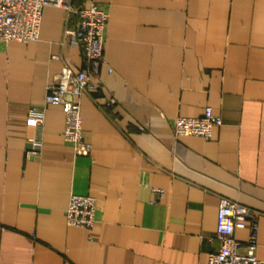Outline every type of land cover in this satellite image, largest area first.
<instances>
[{
	"label": "crops",
	"instance_id": "crops-1",
	"mask_svg": "<svg viewBox=\"0 0 264 264\" xmlns=\"http://www.w3.org/2000/svg\"><path fill=\"white\" fill-rule=\"evenodd\" d=\"M91 2L108 21L80 102L88 155L58 107L30 116L63 63L84 68L63 38L76 18L45 6L37 40L0 42V264H204L222 196L257 212L264 260V0H72ZM205 107L222 121L209 140L173 134ZM70 194L95 198L91 228L66 224Z\"/></svg>",
	"mask_w": 264,
	"mask_h": 264
},
{
	"label": "built area",
	"instance_id": "built-area-1",
	"mask_svg": "<svg viewBox=\"0 0 264 264\" xmlns=\"http://www.w3.org/2000/svg\"><path fill=\"white\" fill-rule=\"evenodd\" d=\"M45 6L63 8L65 20L76 18L73 26H67L63 38L70 47L81 52L83 69L65 62L55 78L48 82L41 107H32L30 116L34 123L41 125L47 106L58 107L64 114L61 132L64 142L70 144L75 155H88L91 144L82 138L80 102L81 97L95 85L91 77H97L101 66L106 65L104 48L108 12L96 2L88 6H75L72 0H0V42H28L37 40L42 10ZM111 71V70H109ZM113 103L109 100L106 104ZM222 121L205 107L199 117L178 116L173 122V134L177 136H199L209 140L214 127ZM139 129H142L140 126ZM31 155L36 152L31 150ZM160 195V189H153ZM66 224L89 229L96 222V200L90 195L70 194L64 210ZM237 230H246V242L241 244L235 237ZM257 212L252 208L226 197H220L216 214L215 239L219 249L208 254L204 264H264L258 259Z\"/></svg>",
	"mask_w": 264,
	"mask_h": 264
}]
</instances>
